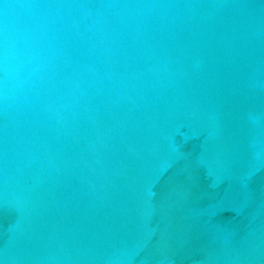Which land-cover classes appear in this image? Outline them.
Here are the masks:
<instances>
[{
	"label": "water",
	"instance_id": "water-1",
	"mask_svg": "<svg viewBox=\"0 0 264 264\" xmlns=\"http://www.w3.org/2000/svg\"><path fill=\"white\" fill-rule=\"evenodd\" d=\"M0 264H264V0H0Z\"/></svg>",
	"mask_w": 264,
	"mask_h": 264
}]
</instances>
